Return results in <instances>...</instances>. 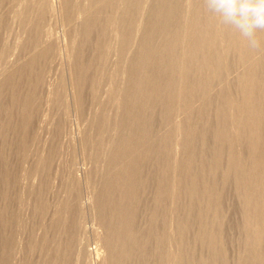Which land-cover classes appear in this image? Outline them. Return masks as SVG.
Masks as SVG:
<instances>
[{
  "label": "bare ground",
  "instance_id": "6f19581e",
  "mask_svg": "<svg viewBox=\"0 0 264 264\" xmlns=\"http://www.w3.org/2000/svg\"><path fill=\"white\" fill-rule=\"evenodd\" d=\"M62 1L61 16L64 21V17L69 18L68 7L71 0ZM28 2L27 0V5ZM30 2L36 17L34 18L33 12H29L30 7H27V14L23 12L26 16L29 13L30 16L34 15L31 16L34 20L31 25L28 24L31 27L30 31L28 30L30 33H25L29 37L27 35L25 42L22 40L24 43L20 41L22 46L18 43V47H23V51L26 50L24 47H30L28 53L31 52V55L26 54L30 57L29 61L22 59L23 56L20 61L25 60L27 63H21L24 65L21 66L22 69L19 67L17 73L12 72L11 75L8 72V76L2 75L3 78L0 79V264H8V259L12 256L8 257V254L15 246L14 241L17 242L16 234H19H15L14 240L13 230L18 231L17 224L25 216V211L21 212L23 206L32 212L25 216L29 220L24 217L25 221H22L28 223L32 218L31 224L35 227L33 229L38 228L41 233L39 235V230L36 232L39 237L35 235L37 238L34 237V241L32 239L33 243L27 240V243H31L29 252L36 247L34 252L38 253L32 251L34 255L31 253L30 256H37L33 257L35 262L28 259L30 264H93V261L96 264H264V31L257 33L262 41V48L252 50L245 38L222 25L218 17L207 11L204 0H90L94 6L90 8L96 9L87 13V6L88 11H82L84 17L79 19L81 41L73 44V47L78 46L75 48L77 51L74 53L73 50V54L70 52L66 61L64 60L69 72L70 90H67L68 94L66 90L62 91L63 84L61 79L57 78L60 83H55V88L49 90L50 97L46 100L49 102L48 110H52V117L59 115L60 110L69 116L74 109L84 112L85 115L89 100L95 102L93 105L97 108L96 104L102 101L104 81L109 76L105 75L113 69L110 67L111 70L107 72L106 67L112 66V62L116 65L113 76L122 74L120 78L124 77V85L119 89L120 92L116 91L115 94V84L112 82L113 86H110L113 91L107 93L110 100L116 102L114 105H117L116 114L115 107L108 110L115 119L112 126L108 123L110 127L106 128L109 117L100 113L98 125L96 124L97 131L96 126L92 125L95 122L86 123V126L94 127L95 132H98L97 136L88 130V133H82L84 126L80 130L81 133L77 132L75 137L74 149L80 151L89 147L88 140H92L91 136L94 135L92 142L97 144L95 146L98 149L97 152L95 150L96 153L93 152L94 157L90 158L96 161L95 164L99 163L102 151L105 155L102 156L105 159L102 161L104 167L100 163L98 166L103 169H92V161L91 170L81 169L80 175V172L77 173V160L73 158L72 163L67 162L71 165L67 166V170L62 168L68 171V189L65 187L67 190L64 191L63 188V193L62 186L59 194L58 189L57 192L53 188L62 198L52 202L49 197L47 200L46 193L55 186L54 177L57 176L58 181L65 179L62 177L65 174L60 173L61 176H58V171H63L58 169L62 167V163L54 168L58 165H55L54 159L58 155L56 148L60 145L57 138L60 136L57 133L65 129L62 127L59 131L65 120L60 126L59 123L65 117L57 116L59 121L56 118L51 120L57 121L56 126L53 124L51 127L56 128V132L59 131H54L58 136L54 135L53 140L50 137L52 141L49 147L46 145L48 151L44 150L47 154L44 157L41 156L44 155L42 153L39 155L43 158L36 157L37 162H33L36 160L34 158L31 162L38 166L33 167L36 170L34 174L37 172L38 179L40 177L37 186L33 184L34 180H31L29 174V167L34 164L28 163L27 160L30 159L27 158L35 153L29 154L30 145L43 137L41 131L47 127L43 126V123H50V120L43 121L50 116L45 117V113L42 114L44 116L40 115L43 112L40 110L38 114L43 117L40 121L42 124L36 123L41 126H29L33 118L32 103L45 84L46 70L50 71L48 68L53 67L51 64H58L57 57L61 53L58 51L57 54L59 37H55V34L54 37L48 36L51 33L45 30L48 18L56 17L58 12L49 13V10L55 8L51 0ZM120 3L122 5H119ZM24 4L23 11L26 9ZM81 5L82 8L86 6L82 3ZM24 14L22 18L26 17ZM30 16L27 17L31 18ZM62 17L59 18L60 21ZM6 18L4 20H7ZM24 19V24L28 20L30 23V19ZM54 20L49 22L53 23ZM56 20L58 21L57 17ZM3 21L0 22L4 23ZM60 23L62 24V21ZM68 24L64 25L67 27ZM73 24L70 25L71 28H74ZM77 25L78 23L74 30ZM4 26L3 29L6 28ZM107 26L118 28V35L113 36V31L108 36L106 34L108 38L110 35L114 38L118 36L116 40L120 41L119 48L115 49L116 54L113 53L114 56L117 55L115 62L114 56L111 57V47L116 46L114 44L118 42L110 37L113 43H116L109 49L108 38L106 40L103 37L107 30H111ZM66 31L68 33V27ZM70 31L67 36H70ZM94 31H97L96 36L93 35ZM77 37L80 38L78 35ZM68 42L75 41L72 39ZM64 49L69 50V47L65 46ZM4 53H7L5 49ZM4 53L2 51V54ZM23 53L25 55V52ZM6 55L8 59V54ZM13 70L15 71V68ZM99 72L105 78L101 76L99 79L104 80H99L100 83L96 84L95 78L96 75L99 77ZM65 74H60V77ZM24 77H27L26 83ZM114 79L117 82L119 80ZM62 80L64 82V79ZM108 83L106 82L107 85ZM104 91L106 93V89ZM44 94L46 95L45 90ZM39 97L43 100V97ZM104 97H107L106 94ZM41 103L39 105L44 109L46 103ZM104 108L102 107V112ZM36 111L37 109L34 112ZM90 111L88 109V114ZM91 114L88 116L91 117ZM89 117L83 118L84 124L85 118ZM13 121L14 126L17 123L20 128L23 127L22 134L17 126L10 129ZM30 130L32 133H29ZM16 131L23 146L19 145ZM92 148L96 149L94 146ZM9 154L15 156V162L11 158L8 159ZM25 158L29 166L22 165ZM75 158L77 159L76 156ZM64 163L67 164L66 161ZM60 177L61 180L58 179ZM31 187L36 188L32 190L34 193L30 191ZM51 192L49 193L51 196L55 195V198V192ZM171 218L174 219L173 223ZM88 220L94 222L90 227L87 226ZM23 222L19 228L24 227H21ZM15 223L16 226L13 225ZM27 223L25 225H28ZM12 225L15 227L13 230ZM25 230L21 231L28 234L31 228L27 232ZM30 232L33 233L34 230ZM19 236L21 238L22 234ZM88 236L99 243V248L90 250L86 247ZM19 240L18 242H21ZM21 244L23 246V242ZM171 247L176 248V252ZM23 249L22 251L26 252L28 248ZM23 254L29 257V253ZM20 260H17L20 264L25 263Z\"/></svg>",
  "mask_w": 264,
  "mask_h": 264
},
{
  "label": "rangeland",
  "instance_id": "374dc122",
  "mask_svg": "<svg viewBox=\"0 0 264 264\" xmlns=\"http://www.w3.org/2000/svg\"><path fill=\"white\" fill-rule=\"evenodd\" d=\"M2 1H4V3H3ZM9 1H10V0H9ZM9 1H7V0H6V1H5V0H0V21H1V20L3 21L4 18H6V16L8 17V18H6L7 20H4L5 22H7L8 25H7L4 21H3L4 23L0 22V25H1V23L3 24L2 27L0 28V47L2 48V46H3V49L0 48V50H2L3 53H4V49H5V52H7L6 54H8V59H7V55H6L5 53L2 54V51H0V52H1L0 55H2V56H3V55H6V57H5V56H4V57L0 56V79H1V80H2V78H3L4 75L8 76V75H7L8 72H10L11 75H12L13 73H14V74L17 73V72L19 71L18 69H20L21 66H24V65L29 61V58H30V57H29L28 55H26V54H29V53H28V52H29L28 49L30 50V47H24L26 50L24 49L25 51H23V49H22L23 47L21 48V46H22V44L25 42V40L29 37L28 34L30 33L29 31H30V29H31V27H30L29 25H31V23H33V20H34L31 16H34V15H35L34 18L36 17L35 10H33V9H32V6L29 5V3L32 4V2H30V0H28V1H29V2H28V5H29V6L27 5V0H22V1H21V0H20V1H19V0H18V1H17V0H11V2H9ZM12 1H14V2H12ZM24 1H25V2H24ZM51 1L53 2V4H54L53 7H55V8H52L53 10H49V13L52 12L53 14H56V13L58 12L55 16L57 17V19H58L59 22L56 20V17H54V16H50V14L48 13V17L50 16V18H48V19H49V20H48V23H49V24L47 23V25H46V27H45V30L47 31V33H48V31H49V33H51V34L48 35V36H51V35H52V37H54V34H55V37H59V38H58V41L60 40V42H59L60 45H62L65 41H66L69 45H67V43L65 42V43L62 45V46H64V47H62V46H60V45H59L60 47H59V46L57 47V54H58V51H59V52L61 51V53H59L60 55L58 54L59 57H57L58 60H59L60 62L57 60L58 64H56V65L51 64V65H53V67L48 68V69H50V71L46 70V71H47V74H48V75H47V74L45 73V84H46V85L44 84V85H43L44 88L42 87V88L38 91V96H35V97H37V98H35L34 101H33V103L35 102V104L33 105V103H32V108H31V109H32V112H33V113H32V117H33V118H31V122H30L29 126L31 125V126H33L34 128H35V126H38V125L41 126L42 123H41L40 121L43 120V117H42V116H44V115H45V117H46V116H47V117L50 116L51 119H50V117H49L48 119H44L43 121L48 122V120H50L49 122L52 123V124L49 123V125H48V124L43 123V126H45V125H47V127L49 126L48 128L45 127V129L41 131V136H43V137H41V138L43 139V141H42V139L40 138L41 140L38 139L37 141H35V142H39V141L41 142V143H37L38 146H37V144H36L35 142H34V144H31V145H30L31 148L29 147V150H31V151H29V152H30L29 154H32L31 152H35V153L32 154L29 158L26 157L27 159H30V161L27 160V159L25 158V159L23 160L24 163H23L22 165H24V166H25V165H28V163H29V162L31 163L34 159H36V160L33 161V162L36 163L37 160H38L36 157H40L39 155H41V153L44 154V155H41V156L44 157L45 154H47L46 151H44V150H47V151H48L47 146L50 145L49 143L53 140V138H54L57 134H59L60 137H57V138H58V140H60V141H59L60 145H59L58 149L56 148V150H57V152H58V155H57V158L54 159L55 165H57V164H58V165H57V166H54V168H57V167L59 166V164L62 163V164L60 165V166H62V167H59L58 169L60 170V168H61V169L63 168L64 170H67V169H66V168H68L67 166L70 165V164H68V163H69V162L72 163V162L74 161V159H75V161L77 160L76 163L78 164L77 166H79V170H80V171L78 170L77 173L80 172L79 174L82 175L81 169L91 170L90 168H91L92 166H93L92 169H94L95 167H97L98 169H101V167H99L100 164H101V166L104 167V163H102V161L104 162L105 159H103L104 157H102V156H105V155L102 154V151H101V153H100L101 156L99 155V157H100L101 159H103V160H101V159L99 158V163H100V164H99V163H96V164H95L96 161H94V159L92 160V158H90L91 156L94 157L95 154H94V155H92V154H93V152L96 153V152H97V149H98V147L95 146L96 143L94 144V142H92V141H93V136H94V135H95V136L98 135V132H95V130L97 131V125H98V121H99V120H97V119H98V117H99L101 114L104 113V116H105V114H106L105 117H107V118L109 117V118H108L109 120L106 121V122H107V123H106V126L108 125V123L111 124V126H112L113 122H115V121H114L115 119H113V116H111L112 114H110V111H108V110H111L112 108L114 109V107H115L114 111H115V114H116V108H117V105H114V103L116 104V102H114L113 100L111 101V100H110V96H108L107 93H108V92H109V93H112V91H113V90L111 91L112 86H113L112 82L115 84L114 87H113V88L115 89V90H114L115 94H116L117 92H120V90L122 89L121 87H123V85H124V83H123L124 80L122 79V78H124V77L120 78L121 76H123L122 74H118V76H117V74H115V76H117L118 78L115 77V76H113L114 73H115L114 70H115V66H116V65H114L115 63L113 64V62H112V66L110 65V66H107L106 68H108V69H107V72H108L109 70H111L110 67H113L112 70H113L114 72L111 70V71L113 72V74H112V72L109 71V72L111 73V75H112V76H111L110 73L106 74L107 72L105 71V72H106V73H105L106 75L104 74L105 77H106L107 75H109L111 80L109 79V76H107L108 79H107V77H106V80L104 81V86H105V89H106V93H105V91H104V90H105V89H104V86L102 85V86H103V89H102V92H101V93H102L103 97H102V95L100 94V95H101V100H102L101 103H103L102 105H104L106 101H107L108 103L106 102V105H104V106H102L101 103H100V104H96V107L98 106V107H101V108H98V107H97V108H94L95 105H93V104H94L95 102L92 103L91 100H89L90 102H88V104H87V106H86V109H85V110L87 111V113H86V111H85V113H86L87 115H86V114L84 115V112L81 113V112H79V110L77 111V109H74V110H73L74 112L72 111V113H70L69 116H68V115H66V112L63 113V111L60 110V111H61V112H60L61 114L59 113V115H57L58 117H57V116H56V117H57V118H60V117H61V118H64V117H65L66 119H65V118H64V119H61V121H60V123H59V126H60V124H61V122H62L63 120H65V124H66V125L63 123V122H64V121H63L62 124H61V127H59V131L61 130L62 127L65 128V129L61 130L60 133H57V132H59V131L56 132V131H55L56 128L53 129L54 127H53V126L51 127V125H53V124H54V126H56V123H57V121H59V119H57L55 116L52 117V116H51V115H53V114H52V110H51V109L48 110V108H50V107H49V102L47 103V101H48V99H49V97H50V95H49V90H52L51 88H53V89L55 88V86H56V85H54L55 83H56V84H59V83H60V81H57V78H58V80L61 79V84H63V85L66 86V87H65V86L61 85V86L64 88V89H63V88L60 86L61 90L63 89L62 91H64V92H65V90H66V92H67V90H68V92H69V90H70L69 72H68V70H67V68H66L65 61H66L67 57L69 56L70 52H72V51L74 50V53H75V52L77 51L76 49L78 48V46L76 45V46L73 47V44H77V42L79 43V41H81V37H82V36H80V35H82V33H81V32L79 33V29H81V28H80V25H79V24H80V20H79V19H80V18L83 19L82 17H84V16H83L84 14H82V11L86 12V11H88V9H89V11H88L87 13H92V12H94V10L96 9V8H90V7H94V6H93V3H91L90 0L88 1L89 3L87 2V0H81V1H84V2H79L80 0H77V1H76V0H73L74 3H73L72 0H71V4H72V3H73V4H72V5L69 4V7H68V10H69V8H70V11H69V18L66 19V18L64 17V21H63V20H62L63 17L61 16V11H62L61 6H62V4H63V1H62V0H51ZM85 1H86V2H85ZM58 2H59V3H58ZM61 2H62V3H61ZM75 2H76V3H75ZM78 2H79V3H78ZM120 2H121V1H120ZM24 3H26V4H24ZM81 3H82L83 5H84V4L86 5L87 3H88V4L82 8ZM90 3H91L92 5H91ZM11 4H12L13 6H12ZM23 4H24V6H26L25 11L22 10V9L25 8V7H23ZM89 5H90V6H89ZM119 5H122V4L120 3ZM70 6H71V7H70ZM87 6H88L89 8H88ZM27 7H30V8H31V9H30L31 11H30L29 8H27ZM62 7H63V6H62ZM72 7H74V9H73ZM76 7H77V8H76ZM86 7H87L88 9H87ZM60 8H61V10H60ZM11 9H12V10H11ZM54 9H55V11H56V10H57V11L55 12ZM83 9H84V10H83ZM86 9H87V10H86ZM26 10H27V12H26ZM28 10H29V12H31V14L34 13V15H31V16H30V13L27 15L28 17L30 16V17L32 18V20H31V18H28V17L26 16V14L28 13ZM71 11H72V12H71ZM73 11H75V13H74ZM21 12H22V14H21ZM23 12L26 13V14H24ZM32 12H33V13H32ZM54 12H55V13H54ZM3 13H4V14H3ZM19 13H20V14H19ZM73 13L76 14V15H74ZM23 14H24L26 17H23V18H22ZM53 14H52V15H53ZM79 14H80V15H79ZM2 15H4V16L2 17ZM20 15H21V17H19V18H21V19L18 18V16H20ZM57 15H58V16H57ZM71 16H75V17H71ZM60 17H62V18H61L62 24L60 23L61 21L59 20ZM2 18H3V19H2ZM24 18H26V19H24ZM51 18H52L53 20H54V18H55V20H54L53 23H52V22H49L50 20H52ZM70 18H71L73 21H72V20L69 21ZM23 19L26 20V21H27V19H30V23H29V20H28V21L24 24L25 21H23ZM20 20H22V21L20 22ZM77 20H78L79 22H78ZM31 21H32V22H31ZM55 21H57V22L55 23ZM66 21H68V22H66ZM76 21H77V22H76ZM69 22H71L72 24H73V22H74V24H73V27H74V28H75V25L78 23V25H79V26L77 25V28H78V29L76 28V29L74 30V28H71L72 26L70 27V25H72V24H70ZM75 22H76V23H75ZM54 23H55V24H54ZM68 23H69V24H68ZM5 24H6V25H5ZM23 24H24V25H23ZM28 24H29V25H28ZM51 24H52V25H51ZM64 24H66V25L68 24V26H67V27H68V33H67V31H66V30H67V27H66ZM4 25H5V26H4ZM22 25H23V26H22ZM26 25H28V27L25 28ZM57 25H58V26H57ZM62 25H64V26H62ZM3 26L6 27V28H4V29H6V30L3 29ZM29 27H30V28H29ZM65 27H66V28H65ZM69 27H70V28H69ZM112 27H114V26H111V27L107 26V28H108V29H111V30L108 31L107 28H106L107 32H109V33H107V32L105 33V32H104V33H105V36H103V37H105L106 40H107V38H108L107 36H108L110 33H112V31H113V33H112L113 36H114V35H118V33L116 32V30H117L118 28H117V27L112 28ZM50 28H51V29H50ZM56 28H57V29H56ZM82 28H83V26H82ZM115 28H116V29H115ZM23 29H24V31H25V29H26V31H25V32L22 31ZM63 29H64V30H63ZM65 29H66V30H65ZM70 29H72V30L70 31ZM28 30H29V31H28ZM52 30H53V31H52ZM76 30H77V31H76ZM82 30H83V29H82ZM82 30H81V31H82ZM51 31L53 32V34H52ZM69 31L71 32V34H70L71 38L75 41L74 43H71V42L69 43V42H68V41H71V40H72V39L70 38L69 35L67 36V34H69ZM75 31H76V32H75ZM27 32H28V34H25V33H27ZM77 32H78L79 34H77ZM94 32H95V33H94ZM94 32H93V33H94L93 35L96 36V35H97V33H96L97 31H94ZM115 32H116V34H115ZM21 33H22V34H21ZM65 33H66V34H65ZM73 33L76 34V36L78 35L80 38H78V37H77V38L80 39V40H78V39L76 38V36H75ZM106 34H107V36H106ZM18 35H19V36L21 35L22 37L20 36V37H21V38H20ZM24 35H25V37H24ZM27 35H28V37H27ZM64 35H65V38H63ZM112 35H110L109 38H108V41H109V42H110V40H111V42H110L111 44L107 41L109 49H110L111 45H113L114 43H116V42L113 43L112 39L116 40V39L118 38V36L114 38V37H112ZM74 36H75V37H74ZM110 37H112V39H110ZM24 38H25V39H24ZM66 38H67V39H66ZM75 38H76V40H75ZM70 39H71V40H70ZM22 40H24V42H23ZM20 41L23 42V43H20ZM63 41H64V42H63ZM116 41L118 42L117 44H114V45H116V46H112V47H111V53H112V54H111V57L114 56L113 53H115V49L117 50V49L119 48V46H120V41H118V40H116ZM18 43H19L21 46L18 47V45H19ZM61 43H62V44H61ZM70 44H71V45H70ZM118 44H119V46H118ZM7 46H8V47H7ZM65 46H68V47H69V50H68V49H64ZM5 47H6V48H5ZM108 47L106 46L105 48L108 49ZM114 47H116V48H114ZM9 48H10V49H9ZM72 48H73V49H72ZM75 48H76V49H75ZM112 48H113V49H112ZM8 49H9V51H10L11 53L8 52ZM6 50H7V51H6ZM66 50H67V52H66ZM70 50H71V51H70ZM75 50H76V51H75ZM62 51H64V53H65V52H66V53L69 52V53H68V54H66V53L64 54V53H62ZM109 51H110V50H109ZM113 51H114V52H113ZM23 52H25V55H24ZM26 52H27V53H26ZM9 53H10V54H9ZM61 54H62V56H61ZM72 54H73V52H72ZM72 54H71V55H72ZM115 54H116V53H115ZM29 55H31V52H30ZM64 55H66V56H64ZM20 56H21V57H20ZM23 56H24V57H23ZM27 56H28V57H27ZM60 56H61V59L63 60V62H62L63 64L61 63L62 60H60ZM63 56H64V58H63ZM19 57H20V58H19ZM22 57H23V58H22ZM116 57H117V55H115V56L113 57L114 60L112 59L114 62H115V60L117 61V58H116ZM14 58H15V59H14ZM21 58H22V59L26 58L27 62H24L25 60L20 61ZM22 59H21V60H22ZM16 60H17V61H16ZM64 60H65V61H64ZM112 60H111V61H112ZM18 61H19V62H18ZM11 62H12V63L15 62V64H12ZM16 62H18L19 65H18V63H16ZM57 62H56V63H57ZM21 63H23L24 65H22ZM11 64H12V65H11ZM16 64H17L18 67L16 66ZM61 64L65 67V68L63 67L64 69L62 68V65H61ZM14 65H15L17 68H16ZM60 65H61V66H60ZM13 66H14V67H13ZM55 66H57V67H56L57 70H56ZM8 67H9V68H8ZM10 67H11V68H10ZM19 67H20V68H19ZM14 68H15V71L13 70ZM54 68H55V69H54ZM6 69H7V70H6ZM8 69H9V70L11 69L12 71H8ZM16 69H17V70H16ZM21 69H22V68H21ZM53 69H54V71H52ZM116 69H117V67H116ZM3 70H4V71H3ZM59 70H60L61 72H63V73H61V72L59 73ZM64 70H66V71H64ZM2 71H3V72H2ZM5 71H7V72H5ZM46 71H45V72H46ZM56 71H57L58 73H56ZM12 72H13V73H12ZM48 72H49V73H48ZM67 72H68V73H67ZM6 73H7V74H6ZM50 73H51V74H50ZM54 73H55V74H54ZM65 73H66V74H65ZM99 73H100V72H99ZM121 73H122V72H121ZM10 74H9V75H10ZM56 74L58 75V77H57ZM60 74H65V76L63 75V77H60V76H61ZM2 75H3V76H2ZM46 75H47V76H46ZM51 76H52V77H51ZM54 76H55V79H54ZM98 76H99V77L97 78V75H96V78H95L96 81L98 80L97 82L95 81L96 84H98V82H99V80H100L99 78L104 77V76L101 75V73H100V75L98 74ZM101 76H102V77H101ZM1 77H2V78H1ZM46 77H47L48 79H47ZM105 77H104V78H105ZM112 77H114V78H116V79H119L118 82H117V80H115L114 78L112 79ZM67 78H68V79H67ZM25 79L27 80V77H26V78L24 77V81H25L24 83H26V80H25ZM62 79H64V82H62V81H63ZM48 80H50L51 83H50V81L48 82ZM66 80H68V81H67L68 84H67ZM103 80H104V79L100 80V82L103 81ZM108 80H110V81H108ZM28 81H31V80H28ZM56 81H57L58 83H57ZM100 82H99V83H100ZM106 82H107V83L109 82L108 85L106 84ZM30 83H31V82H30ZM30 83L28 84V86L30 85ZM65 83H66V84H65ZM102 83H103V82H102ZM116 83H119V84H116ZM51 84H52V85H51ZM105 84H106V85H105ZM111 84H112V86H110ZM53 85H54V86H53ZM117 85H118V86H117ZM108 86H109V87H108ZM110 87H111V88H110ZM115 87H116V88H115ZM117 87H118V90H117ZM119 87H120V88H119ZM45 88H46V89H45ZM65 88H66V89H65ZM67 88H68V89H67ZM108 88H109L110 90L107 91ZM119 89H120V90H119ZM44 90H45L46 95L44 94ZM42 91H43V92H42ZM46 91H47V92H46ZM116 91H117V92H116ZM68 92H67V94H68ZM39 93H41V94H39ZM50 93H51V92H50ZM103 93H104V94H103ZM69 94H70V93H69ZM105 94H106L107 97H104ZM44 95H45V96H44ZM109 95H110V94H109ZM39 96H41V97L44 96V97L42 98L44 101L41 100ZM46 96H47V98L45 99ZM104 98H105V99L107 98L106 100H104L105 102L103 101ZM39 99H40V102H38ZM46 100H47V101H46ZM108 100L111 101V102L109 103ZM114 100L116 101L115 97H114ZM41 101H42V103H41ZM45 101H46V102H45ZM37 102H38V103H37ZM43 102L46 103V105H45ZM36 103H37V105H36ZM40 103L43 104V105H45V106H44V109H42V108H43L42 105H39ZM112 103H113V106H112ZM47 104H48V105H47ZM110 104H111V105H110ZM35 105H36V106H35ZM100 105H101V106H100ZM108 105H109L110 107L107 108ZM38 106H39V107H38ZM40 106H42V107H40ZM46 106H47V107H46ZM87 107H88L89 110H91V111L93 112V113H92V112L90 111L92 114H91L90 112H89V114H88V109H87ZM90 107H92V108H94V109H97V110H94V109H93L94 111H96V113L92 110V108L90 109ZM102 107H105V108H106V112H107V113L105 112V108H104V112H102V110H103ZM111 107H112V108H111ZM35 108L37 109L36 112H34V111L36 110ZM40 108H41V109H40ZM33 109H34V110H33ZM46 109H47V110H46ZM113 109H112V110H113ZM38 110H39V111H38ZM40 110L43 111V112H41V114H40ZM98 110H100L101 112L98 111ZM75 111H76V112H75ZM48 112H51V113H48ZM77 112H78V113H77ZM98 112H99V113H98ZM108 112H109V113H108ZM112 112H113V111H112ZM112 112H111V113H112ZM34 113H35V114H34ZM38 113H39L40 115H42V114H44V113H45V114L42 115V116H40ZM100 113H101V114H100ZM49 114H50V115H49ZM62 114H63V116H61ZM64 114H65V116H64ZM90 114H91V117H89ZM94 114H95V115H94ZM99 114H100V115H99ZM108 114H109V115H108ZM113 114H114V113H113ZM115 114H114V118L116 117ZM34 115H37V117H39L40 119H38V118H37L36 116H34ZM82 115H84V116L81 117ZM88 115H89V116H88ZM97 115H98V116H97ZM107 115H108V116H107ZM66 116H67V117H66ZM86 116L89 117V118H88L89 120H88L87 118H85L86 121H85V124H84V121H83L84 119H83V118L86 117ZM92 116H93V117H92ZM96 116H97V118H96ZM110 116L112 117V120H111ZM41 117H42V119H41ZM80 117H81V118H80ZM94 117H95V119H94ZM34 118H35V119H34ZM53 118H56L57 121L54 119V122H51V120H52ZM107 118H106V119H107ZM32 119H34L33 121H35L36 119H37L38 121L36 120L35 122H33ZM67 119H68V120H67ZM78 119H79V120H78ZM70 120H71V121H70ZM90 120H91V121H90ZM93 120H94V121H93ZM110 120H111V121H110ZM43 121H42V122H43ZM52 121H53V120H52ZM55 121H56V122H55ZM88 121H89L90 123L95 122V124L92 123L93 126H94V125L96 126V127L94 126V127L96 128L95 130L93 129L94 127H93L92 125H88V126H86V125H87L86 123H87ZM96 121H97V122H96ZM112 121H113V122H112ZM36 122H40L41 124H40V123H36ZM89 122H88V124H89ZM111 122H112V123H111ZM14 123H15V122L13 121V124H10V129H11V128H14V127L17 126V129L21 131L23 127L20 128V125L18 126L17 123H16V126H14ZM32 123H33V124H32ZM34 123H36L37 125H36V124L34 125ZM63 124H64L66 127H64ZM67 124H68V125H67ZM96 124H97V125H96ZM62 125H63V126H62ZM82 125H83V127H82ZM12 126H14V127H12ZM84 126H85V129H86L87 127H88V128H87L86 130L84 129V130L82 131V133H83L84 131L88 133V131H89V133H91V134L93 133V134H94L93 136H91V137H92V140H88V141H90V143L87 142V143H88L87 146L90 147V145L93 144V146L96 147V149L92 148L93 151H92V149H91V147H93L92 145H91L90 149H88V151H87V148H89V147H87L85 150L82 149V150H80V151H78V149H74L75 147H74L73 145L76 144L75 137L77 136L78 133H81L80 130H82V129L84 128ZM90 126L92 127V129H89V128H91ZM33 127H30V128H33ZM81 127H82V128H81ZM108 127H110V125H108L106 128L108 129ZM30 128H29V129H30ZM49 129H50V130H49ZM51 129L53 130V132H52ZM18 130H17V131H18ZM87 130H88V131H87ZM90 130H91V131H90ZM93 130H94V132H92ZM17 131H16V133H17L16 136H18V137H17L18 139L15 138V137H14V138H15V140L17 139L18 142H20V140H21V139L19 138V133H20V131H18L19 133H18ZM54 131H55L57 134H56ZM79 131H80V132H79ZM12 132H13V131H12ZM12 132H11V134H12ZM30 132H31V130L29 131V133H30ZM77 132H78V133H77ZM14 133H15V132H14ZM31 133H32V132H31ZM70 133H72L74 136H73V135L71 136ZM96 133H97V134H96ZM21 134H22V131H21ZM21 134H20V137H21ZM13 135H15V134H13ZM54 135H55V136H54ZM62 135H63V136H62ZM67 135H68V136H67ZM9 136H10V135H9ZM53 136H54V137H53ZM57 136H58V135H57ZM10 137H11V136H10ZM50 137H51V138L53 137L51 141H50V139H51ZM70 137H73V138H70ZM69 138H70V139H69ZM94 138H95V137H94ZM19 139H20V140H19ZM72 139H73V140H72ZM101 139H102V142H103L104 137L101 138ZM44 140H45V141H44ZM71 140H72V141H71ZM47 141H49V142H47ZM69 141H71V142H69ZM43 142H44V143H43ZM72 142H73V144H72ZM74 143H75V144H74ZM98 143H99V141H98ZM22 144H23V143H22V141H21V142L19 143V145L21 146ZM42 144H43V146H45L46 148H45V147L43 148V146H39V145H42ZM69 144L71 145V147H72V146H73V147L71 148ZM35 145H36V146H35ZM46 145H47V146H46ZM68 145H69V146H68ZM96 145H97V144H96ZM22 146H23V145H22ZM33 146H34V147H33ZM36 147H37L38 149H37ZM40 147H41V148H40ZM48 147H49V146H48ZM69 147H70V148H69ZM18 148L20 149L21 147H18ZM18 148L16 149V151L18 150ZM39 148L42 149V151H41ZM67 148H68V149H67ZM70 149H71V151H70ZM72 149H74L75 152L77 151V152H76L77 155H74V156H73V154H76V153H74V152H73L74 150H72ZM34 150H35V151H34ZM36 150H37V151H36ZM39 150H40V152H39ZM90 150L92 151V153H91ZM95 150H96V152H95ZM83 151H85V153H84ZM43 152H45V153H43ZM69 152H70V153H69ZM86 152H88V154H87ZM89 152H90V153H89ZM39 153H40V154H39ZM37 154H38V156H37ZM84 154H85V155H84ZM86 154H87V155H86ZM90 154H91V155H90ZM69 155H70V156H69ZM82 155H83V156H82ZM88 155H89V156H88ZM6 156H7V155H6ZM75 156L77 157V159L75 158ZM84 156H85L86 158H85ZM7 157H8V159L11 158V160H13V159L15 160V158H14L15 156L13 157V155H11V154H9V156H7ZM12 157H13V158H12ZM19 157H20V156H18L17 158L19 159ZM43 157H40V158H43ZM88 157H89V158H88ZM33 158H34V159H33ZM71 158H72V159H71ZM73 158H74V159H73ZM60 159H61V160H60ZM67 159H69V160L71 159V160L68 161ZM86 159H87V160H86ZM14 160H13V161H14ZM25 160H27L28 163H26ZM55 160H56V161H55ZM15 161H16V160H15ZM15 161H14V162H15ZM18 161H19V160H18ZM18 161H17V168H19ZM65 161H66V163H67V162H68V163L65 164V163H64ZM71 161H72V162H71ZM92 161H93L94 164L92 163ZM89 162H90V163H89ZM35 163H31V165H32V164H34V165L31 166V167H32V171H31V167H29V168H30L29 174H30V178H32L31 180H32V181L34 180L33 184H35V185L37 186V184L40 183V180H39L40 177H39V179H38V175H39V174H38L37 172H35V174H34V171H36V170H35V168H33V167H38V166H36L37 164L35 165ZM88 163H89V164H88ZM64 164H65V165H64ZM92 164H93V165H92ZM98 164H99V166H98ZM102 164H103V165H102ZM15 165H16V164H15ZM29 165H30V164H29ZM29 165H28V166H29ZM85 165H86V166H85ZM90 165H92V166H90ZM94 165H96V166H94ZM28 166H26V167H28ZM63 166H64L65 168H64ZM70 166H71V165H70ZM89 166H90V167H89ZM103 167H102V169H103ZM20 168H21V167H20ZM33 169H34V170H33ZM63 169H62V170H63ZM102 169H101V170H102ZM64 170H63L62 172H61V170H60V172L58 171V176H61V175H59L60 173L65 174V176H64V175L62 176L63 178L65 177V179H63V181H62V180H61V177H60V178H58V179L61 180V181H58V180H57V176H55L56 178L54 177V179H56V180L58 181V184H57V181L54 180L55 183H56L57 185L54 183L55 186H56V188H55V186L52 187V189H53V188H54L55 190L58 189V191H59V189L63 186V187L61 188V191H62L63 193H64L65 190L68 189V188H67V185H66V183H67V182H66V178H67L68 171H64ZM70 170H71V169H70ZM31 173L33 174V177H32V174H31ZM36 173H37V174H36ZM52 173L54 174V173H55V170H54ZM53 174H52V175H53ZM34 175H36L37 177L34 176ZM35 178H37L38 180L35 179ZM93 178H94V176H93ZM25 181H26V180H25ZM32 181H31V183H32ZM54 181H53V182H54ZM63 183H64L66 186H64ZM62 184H63V185H62ZM58 185H61V186L59 187ZM57 186H58L59 188H57ZM65 187H66L67 189H65ZM31 188H32V187H31ZM31 188H30V191H31L32 193H34V191H32V190H33V189L36 190V188H34V187H33L32 189H31ZM50 188H51V187H50ZM63 188H64V191L62 190ZM52 189L47 190V192H48V191H49V192L54 191L55 194H56V197L54 198L55 195H52V196H53V197H52V196H51V193H52V192H51V193L48 192L49 195H48V193H46V198H47V200H48V197H49V201L52 200V202H53V201H57V199L60 200L61 195H60V197H59V195H58V193H57L58 191L56 190V191H57V192H56L54 189H53V190H52ZM17 190H18V188H17ZM17 190H16V195H17V193H18ZM14 191H15V188H14L13 192H14ZM30 191H29V192H30ZM61 191H59V194H60ZM31 192H30V193H31ZM54 192H53V194H54ZM61 194H62V193H61ZM32 195H33V194H32ZM50 196H51V197H50ZM62 196H64V195H62ZM61 198H62V197H61ZM53 199H56V200H53ZM23 207H25V208H23ZM23 207H22L23 210H21V212H22V211L27 212V213L23 212V213L25 214V216L27 217L28 214H30V212H32V210L30 209V210H31V211H30L26 206H23ZM26 208H27V210H24V209H26ZM21 212H20V214L22 215ZM24 214H23V215H24ZM26 214H27V215H26ZM21 215H20V216H21ZM31 215H32V213H31ZM25 216H23V217L21 216L22 219H23V221H25V218H26ZM21 217H20V218H21ZM24 217H25V218H24ZM29 217H32V216L29 215ZM22 219H21V221L18 222L19 224H17V223L13 224L14 226H16V224L18 225V231H17V229H15V227H14L13 225L11 226L12 230H13V228L15 229V230H13V232L15 231V232L13 233L14 238L16 237V235L19 236V234H20V235L22 234L23 240H22V237L19 238L20 236H19V237H18V236L16 237V238H17V242L14 241L15 246L11 248V250H10L11 253L8 254V257L12 255V256H11L12 258L10 257L11 260H12L13 258H15V259H14L15 262H14V261H11L10 259H8V264H9V263L13 264V262H14L15 264H20V262L17 261L18 259H21V260H20L21 262H22V261H25V263L23 262V264H30V262H31L32 260H33L32 262H35V260H36V259H34V258H36L37 255L33 256L34 258H33L32 256H30L31 253H32V255H34V253H35L34 250H36V247H34V250H33V248H32V250H30V252H29V249H31V245H30V244L33 243V241H34V237H36V236L39 237V235L41 234V233H40V230H39L38 228H36V230L33 229L34 226L32 227V224H33V222H32V218H31V222L28 221L29 218H26V219H28V220H27L28 223H27V222H23ZM88 221H89V222H88ZM88 221H87V224H88L87 226L90 227V226H92V225L94 224L93 221H90V220H88ZM171 221H172V223H173V222H174V219L171 218ZM21 222H23V224H22L21 227H23V226H24V227L27 226V227H25V228H27V230H25L24 227H23V228H19L20 225H21ZM29 222H30V223H29ZM25 223H27L28 225H25ZM31 223H32V224H31ZM172 223H171V224H172ZM28 227H30L31 230H30V228H28ZM34 228H35V227H34ZM20 229H21V230L23 229V231L25 230L26 232H27L28 230H30V231H33V230H34L35 233L39 230V231H38L39 235H38V233H36V234H34V232L31 233L30 231L27 232L28 234H29V232H30V234L28 235V234H26L25 232L21 231ZM17 232H19V234H18ZM22 232H23V233H22ZM16 233H17V234H16ZM24 233H25V235H24ZM42 233H43V231H42ZM15 234H16V235H15ZM58 234H59V233H58ZM30 235H31V236L33 235V236L31 237ZM35 235H36V236H35ZM30 237H31V239H29ZM37 237H36V238H37ZM16 238H15L14 240H16ZM24 238H25V239H24ZM26 238H27V239H26ZM86 238H87V239H86V240H87V241H86V244H87L86 247H88L90 250H93V249H95L96 247L99 248V247H98V246H99V245H98L99 243H97L96 241H94V240H93L91 237H89V236L86 237ZM19 239L21 240V242H23V246H24V247L22 246L21 242H18ZM32 239H33V241H32ZM90 239H92V240H91L92 242L90 241ZM20 240H19V241H20ZM24 240H25L26 242H24ZM27 240H29V242H31V243H29V242L27 243ZM30 240H31V241H30ZM88 240H89V241H88ZM61 242H62V241H61ZM87 242H88L89 244H88ZM17 243H18V245H17ZM24 243H25V245H24ZM26 243H27V244H26ZM94 243H95V244H94ZM16 245L19 246V247L17 248ZM25 246H26V247H25ZM28 246H29V247H28ZM82 246H83V245H82ZM20 247H21V248H20ZM13 248H14V249H13ZM22 248H24V249L28 248L26 252L29 253V257H28V256L26 257V256L23 254V253L26 254V252H25L24 249H23L24 251H22ZM171 248H172V247H171ZM16 249L19 250V251L17 252ZM172 249H173L174 252H176V251H175L176 248L173 247ZM20 251L23 252V253H19ZM32 251H33L34 253H33ZM16 252H17V253H16ZM13 253H14V255H15V253H16L15 257H13V256H14ZM28 253H27V254H28ZM17 254H18L19 256L21 255L20 258H19V256H17ZM22 254H23L24 256H23ZM27 254H26V255H27ZM35 254H38V253H35ZM22 256H23V257H22ZM24 257H26L27 260H26V258H24ZM31 257H32V259H31ZM16 258H17V260H16ZM24 259H25V260H24ZM28 259L30 260V262H29ZM9 260H10V261H9ZM26 261H27V262H26ZM16 262H17V263H16ZM90 262H92V261H90ZM92 263H93V264H96L94 261H93ZM21 264H22V263H21ZM90 264H91V263H90Z\"/></svg>",
  "mask_w": 264,
  "mask_h": 264
},
{
  "label": "clouds",
  "instance_id": "9594fccd",
  "mask_svg": "<svg viewBox=\"0 0 264 264\" xmlns=\"http://www.w3.org/2000/svg\"><path fill=\"white\" fill-rule=\"evenodd\" d=\"M206 9L219 22L246 39L248 47L260 50L257 33L264 31V0H204Z\"/></svg>",
  "mask_w": 264,
  "mask_h": 264
}]
</instances>
